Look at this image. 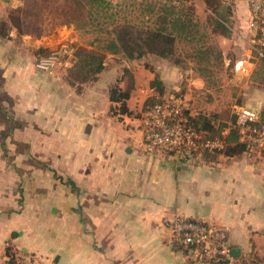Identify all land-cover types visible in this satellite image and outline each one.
Wrapping results in <instances>:
<instances>
[{
	"label": "crops",
	"instance_id": "0c3cea01",
	"mask_svg": "<svg viewBox=\"0 0 264 264\" xmlns=\"http://www.w3.org/2000/svg\"><path fill=\"white\" fill-rule=\"evenodd\" d=\"M233 2V21L248 25V0ZM38 3L0 0V264H189L170 243L167 222L176 215L225 228L240 255L264 262V158L209 152L191 162L145 153L133 113L159 96L154 74L165 97L179 67L168 71L169 62L153 55L107 53L97 78L77 91L64 75L34 66L42 50L82 34L72 15H40ZM33 20L37 28L27 26ZM235 28L233 39H246ZM124 71L133 77L131 114L109 98L111 86L128 87ZM182 72L188 89L198 83L191 67ZM185 98L190 115L217 113L227 135L231 121L215 105Z\"/></svg>",
	"mask_w": 264,
	"mask_h": 264
},
{
	"label": "rangeland",
	"instance_id": "374dc122",
	"mask_svg": "<svg viewBox=\"0 0 264 264\" xmlns=\"http://www.w3.org/2000/svg\"><path fill=\"white\" fill-rule=\"evenodd\" d=\"M224 1L231 4L232 16H234L233 0ZM56 2L54 8L53 4ZM161 5L175 6L176 11L183 5L187 14L186 16L182 14L185 19H188L191 12L188 8L191 6L193 9L190 13L192 24L188 23L186 31L175 39L174 56L166 59L169 62L166 65V70H174V67L170 68L172 65L179 67L174 84L170 85L167 92L165 91L167 96H181L186 101L188 113L190 112V104L185 96L190 93L196 98L199 107L205 104L215 105L219 111V117L223 121L232 122L238 106H248L259 110L264 119V61L260 60L261 46L255 37L258 26H250V20L248 25L241 26L235 24L234 19H232V29L236 25L235 30L238 31V35L247 36L246 39L243 38L242 40L233 39L232 34L225 37L214 31L216 28L211 22V17L214 14L211 9L207 8L204 0H104L93 2V4L89 3L88 0H39L38 8L35 10L41 15L44 11L50 13L55 9L57 14L63 15V20H69L72 15L74 28L82 33L79 34L81 37H76V39L72 37L71 40L69 39L70 41L66 40L70 51L64 57L69 62V66L62 65L56 71L64 75L68 81L70 77L68 70L74 65L76 60L74 54L80 48L88 50L102 48L103 44L110 40L108 32L113 27L122 24L131 25L134 32L152 27L158 7ZM91 10L94 13L89 15ZM239 14L242 15L241 11L237 9L236 15ZM179 15L176 14L175 16ZM36 24L39 25L33 20L31 23L28 22L27 26L37 28ZM47 52L42 50L39 54ZM103 53L105 60L106 54L110 52L106 50ZM239 56L245 57L247 63L250 62L248 75H242L233 69V64ZM175 60H179V62L175 63ZM143 64L146 68L152 69L153 73L157 70L156 64H152L150 60L144 61ZM187 67L193 69V75L195 74L196 76H194L198 80V83L192 85L191 89H188L187 77L184 75L186 72L179 73L181 68L183 70ZM123 76L126 84L131 86L133 84L132 75L124 71ZM190 100L192 101V99ZM200 111L202 110L200 109ZM133 115L137 116L141 122L144 113H133ZM214 136L219 139L217 138L218 135ZM231 248L233 254H239L237 248L232 246ZM252 257L257 258L254 255Z\"/></svg>",
	"mask_w": 264,
	"mask_h": 264
},
{
	"label": "built area",
	"instance_id": "2783aa9c",
	"mask_svg": "<svg viewBox=\"0 0 264 264\" xmlns=\"http://www.w3.org/2000/svg\"><path fill=\"white\" fill-rule=\"evenodd\" d=\"M250 26L257 27V41L264 46V0H249ZM70 48L66 41L57 44L34 60L37 70L55 74L62 66H69L64 55ZM235 72L249 74V63L237 59ZM186 101L181 96H165L142 119L141 147L147 154H171L180 160L194 161L205 152L222 149L221 139H205L190 125ZM229 129H235L247 152H255L264 158V123L260 112L252 107L238 106ZM228 133V132H227ZM171 234L170 243L177 248L189 264H264L252 256L233 254L225 228L208 220H198L176 215L167 222Z\"/></svg>",
	"mask_w": 264,
	"mask_h": 264
},
{
	"label": "trees",
	"instance_id": "16d2710c",
	"mask_svg": "<svg viewBox=\"0 0 264 264\" xmlns=\"http://www.w3.org/2000/svg\"><path fill=\"white\" fill-rule=\"evenodd\" d=\"M104 0H88L89 3L101 2ZM207 8L211 9L214 16L211 17L212 25L216 28L214 31L225 37H229L232 33V7L224 0H204ZM192 13L193 9L190 6L188 8ZM188 12V11H187ZM94 13L93 10L89 12V15ZM183 18L187 15L185 7L183 5L176 11L175 6L161 5L158 7L153 26L144 30L133 31V27L129 24H122L120 26L113 27L108 33L110 40L103 44L102 50L99 49H85L80 48L75 54L74 65L68 70L69 72V84L76 87L77 91L82 89L84 83L93 81L97 78V75L102 71L104 67V51L110 53H123L128 60L140 59L147 55H155L163 59L171 58L174 56L173 45L175 39L186 31L188 23L192 24V19ZM180 14L179 16H175ZM183 14V16H182ZM260 60L264 61V46L260 47L259 51ZM178 63L179 60H175ZM150 71L153 72L152 69ZM155 73V72H154ZM151 87H153L159 96H151L146 99L143 112L149 111L155 104L161 101L163 98L164 87L157 73L154 74V78L151 80ZM130 96V86L124 90L117 84L113 85L109 89V98L111 103H116L117 110L120 113L131 114L126 105V100ZM110 110H113L111 104ZM112 114H116L112 112ZM189 123L197 132L205 139L217 138L223 140L224 146L222 149L215 150L212 153H223L224 155H238L248 151L245 142L239 139L237 131L235 129H229L227 135L222 138L221 132L228 125L222 122L215 124L217 115L211 113L209 115L198 114L197 116L190 115L186 110ZM261 121L264 123L262 113L260 112ZM204 154L209 155V152Z\"/></svg>",
	"mask_w": 264,
	"mask_h": 264
},
{
	"label": "water",
	"instance_id": "95a60500",
	"mask_svg": "<svg viewBox=\"0 0 264 264\" xmlns=\"http://www.w3.org/2000/svg\"><path fill=\"white\" fill-rule=\"evenodd\" d=\"M4 1H7V0H4ZM235 255H237V253Z\"/></svg>",
	"mask_w": 264,
	"mask_h": 264
}]
</instances>
